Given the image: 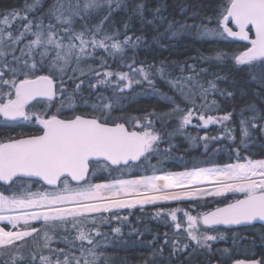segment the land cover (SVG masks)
I'll return each mask as SVG.
<instances>
[{
    "label": "snow or ice",
    "instance_id": "1",
    "mask_svg": "<svg viewBox=\"0 0 264 264\" xmlns=\"http://www.w3.org/2000/svg\"><path fill=\"white\" fill-rule=\"evenodd\" d=\"M40 2L41 0H34L32 5L25 6L24 11H32ZM114 2L119 8L120 0H56L46 14L49 22L45 24L43 17L38 18L35 30L33 21L27 20L26 16H19L22 21L27 20V23L15 35L11 30L6 32L5 27L0 26V115L8 120H30L35 117L43 126L42 135L0 142V255L5 251L11 255L10 262L0 261V264H36L38 252L39 264H97L102 255L97 249L105 244L107 236L101 232L100 227L109 224L111 219L121 223L127 221V216L119 215L121 209H132L137 205L143 207L146 204H156L157 201L221 197L227 193L243 194V199H235L224 207H216L215 210L196 216L178 208L166 212L158 210L155 213L157 217H170L174 224L176 232L171 244L173 253H183L194 242L193 253L206 250L211 254L210 242L224 239L221 226H254L259 223L264 227V160L247 159L241 163L237 157L236 163L223 167L195 168L192 171L144 175L132 179L111 178L105 183L93 182L97 171L107 172L109 177L113 173H119L122 177L136 162L143 163L161 151L159 142L162 138L158 131L153 130V122L147 117L143 124L139 119L133 118L130 130L126 127L127 120L121 123L118 118L111 116L114 105H119L121 97L118 93L132 88L133 84L141 85L142 82H146L149 88H155L149 78L153 65H147L146 71L143 66L133 68L132 64H127L132 72L131 78L126 72L114 74L110 71L104 72L103 78H100V72L94 71L97 84L113 88V103L103 102L107 98L98 95L99 102L91 105V115L76 114L73 93L65 95V77L75 81L80 76H85L80 64L86 59H97V50H102L109 57H119L120 60L131 59L135 64V55L128 57L126 49L131 48L134 52L143 38L136 37L133 41L126 34L128 25L125 24V38L121 41L118 39L119 30L110 33L105 26ZM105 3L108 4V14L98 24L89 27L88 21L92 14L99 13ZM143 9V3L135 6V12L141 18ZM159 13L160 9L157 8L154 15L163 20ZM18 15L17 11L8 13L3 19V25L10 26L9 18L15 19ZM207 19L209 23L213 22V18ZM77 20L80 21V31L73 26ZM214 20L215 27H208L206 24L199 26L200 37L247 41L250 47L246 45V50L233 54L231 59L237 66H247L251 81L264 87V0H224ZM229 23L234 24L238 30L234 31ZM249 25L255 30V38L249 34ZM172 27L173 24L169 23V28ZM189 27L191 26L181 25L182 29ZM172 34L176 35V32ZM21 43L23 47H18ZM17 50L20 56L15 55ZM8 56H11L10 60L7 59ZM226 56L227 53L218 51L215 59L222 62ZM99 62L101 66L106 63L103 57H99ZM72 65L75 66L70 67ZM44 70H47V75L39 74ZM69 71L71 75H68ZM154 71L163 77V67L155 68ZM201 71L207 72V69ZM6 73L8 78H5ZM114 75L115 81L111 79ZM20 76L23 79H19ZM189 81H192V77H178L168 83L182 99L196 107L194 97L197 93L187 87ZM84 82L81 79L76 83L73 92H79ZM195 84L198 86L199 96L205 100L212 92H219L221 96H233L232 92L218 89L214 80L208 81L207 88L199 81ZM95 86L91 83L88 85L93 89ZM57 96H65V99H58L53 104L52 100ZM80 98L86 103L82 96ZM164 98L174 105L173 112L165 116L172 118L175 115L179 120L176 133L191 125L194 117L202 121L204 127L228 121L231 117V113L222 117L208 115L205 118L202 114L197 116L192 109L181 108L171 97ZM33 101H36L33 108L42 105L45 111L39 114L33 112L31 115L26 112ZM65 104L73 112L71 116L62 119L59 113ZM215 104L216 101L213 100L212 105ZM208 107L203 104L199 106L202 110H207ZM51 108L56 111H48ZM251 110L256 113L254 105ZM241 116L244 137L249 135L248 128L244 127L246 123L256 128L255 121L258 118L264 121V117L258 113L247 121L242 113ZM137 126L139 131L135 130ZM259 128L264 132V122ZM201 139L205 141L204 148L207 152L209 139L216 140L218 137L205 136ZM241 142L244 143L243 140ZM164 151L167 154L170 149ZM205 183L214 185L213 189L208 191L206 188L195 187ZM176 189L184 190L175 191ZM178 212H182L186 224L178 220ZM37 223L40 227L36 226ZM89 224L92 225L91 228L86 227ZM58 229L61 232L57 239L55 233ZM73 229L76 235L70 240L67 233ZM181 229L188 241L183 244L177 239ZM210 230L216 234H209ZM113 232L120 234L121 227H115ZM29 237L32 238L33 250L24 255L20 250L28 246L26 238ZM97 237L101 239L97 240ZM39 239H42V244L38 243ZM54 239L57 244L64 243L66 248L53 247ZM77 240L80 241L79 256L73 251L77 247ZM20 241L24 243L18 244ZM85 242L91 247H85ZM167 243L168 240H165V244ZM40 249H47L48 255H44ZM227 251L224 249V252ZM236 264L244 262L237 261Z\"/></svg>",
    "mask_w": 264,
    "mask_h": 264
},
{
    "label": "trees",
    "instance_id": "2",
    "mask_svg": "<svg viewBox=\"0 0 264 264\" xmlns=\"http://www.w3.org/2000/svg\"><path fill=\"white\" fill-rule=\"evenodd\" d=\"M33 3L34 0H0V26L5 27L6 32L11 30L15 35L17 30H23V25L27 23V20L33 21V30H35V22L38 18L43 17L45 24H47L49 20L46 14L56 3V0H41L35 9L25 12V6H30ZM140 3L144 4L142 18L135 12V6ZM223 4L224 0H120V7L117 8L114 2L111 5L112 11L109 21H105V26L110 33L119 30L118 39L121 41L125 38V24L128 25L126 34L132 37L133 41L136 40V37L143 38L134 52L131 48L126 49L128 57L135 55V64L132 63L131 59L120 60L119 57H109L102 50H97L95 53L97 59H86L81 62L80 65L83 69L85 67L98 68L101 66L99 57H103L106 63L101 66L102 70L109 69L114 74L129 72L131 77L132 72L126 66L127 64H132L133 68L143 66L147 69V65H153L154 69L164 68L163 77L155 73L154 69L149 77L155 85L154 89L149 88L146 82H142L141 85L133 84L129 90L126 88L123 93H118L121 97L119 105H114L111 112V116L118 118L119 122L125 123L127 120L126 126L130 129H132L131 120L133 118L139 119L143 124L144 118L147 117L153 122V130L158 131L162 138L159 142L161 151L150 156L143 163L133 165L130 169L135 170L134 174L156 175L192 171L195 168L223 167L226 164L236 163L237 157L241 163L247 159L264 160V132H261L259 128V125L264 121L258 118L255 121L256 128H253L250 123H246L244 127L248 128V137L243 136L241 125V113L246 121L256 113L264 117V87L251 81L247 66L239 68L231 59L233 54L246 50L245 46L249 47V45L229 38H202L199 35L200 25L216 26L214 18ZM157 8L160 9L159 15L164 18L163 20L154 15ZM12 11H17L18 17L15 19L10 17V26H4L2 23L4 17ZM107 14L108 4L105 3L99 13L92 14L88 21L89 27L98 24L100 19ZM19 16H26L27 20L22 21ZM209 17L213 18L212 23H209L207 19ZM147 21H152V23H147ZM169 23L173 24L171 29ZM181 25L191 27L182 29ZM73 26L77 31L81 30L79 20ZM174 31L176 35L172 34ZM18 47H23V43ZM218 51L227 53L222 62L215 59ZM15 55L20 56L19 50L16 51ZM7 59L10 60L11 56H8ZM37 59H39L38 56ZM202 69H207V72L201 71ZM93 73L87 72L85 76H80L75 81L65 77L64 87L67 88L65 95L68 92L73 93L76 114L91 115L93 113L91 105L99 102L97 100L98 95L107 98L103 102L113 103V88L97 84V77ZM39 74L47 75L48 72L44 70ZM71 74L69 71L68 75ZM76 75L79 76V73ZM178 77H192L190 83L199 81L204 88L208 87V81L214 80L218 89L232 92V97L221 96L219 92H212L208 94L205 100L199 96V89L196 84H194L195 89L192 90L197 93L194 97L196 106L202 104L213 106L214 110L207 108L209 109L208 112L212 111L213 115L220 117L231 113L230 119L222 123L210 124L208 127L197 122L195 126L176 133L175 129L179 126V120L175 115L172 118L165 116V114L173 112L174 105L172 101L164 97H171L185 110L193 107L191 103L182 99L179 93L168 83L175 81ZM5 78H8L7 73ZM100 78H103V75ZM139 78L136 77V79ZM19 79H23V76H20ZM81 79L85 82L81 85L80 91L73 92L75 84L79 83ZM90 83L96 85L94 89L88 87ZM6 90L7 88H5ZM81 96L86 103L82 102ZM213 100L216 101L215 105H212ZM208 101L211 102L207 103ZM253 105L256 113L251 110ZM42 108H44L42 105L35 107L37 111ZM72 112L73 109L66 107L59 115L61 118H65L71 116ZM203 112L205 110H202ZM225 129L229 131H225ZM135 130L139 131L140 128L137 126ZM42 131L41 127L32 123L9 122L0 115V142L39 135ZM205 136L209 138L218 137L216 140L209 139L207 152L204 148L205 141L201 139ZM242 140L244 143L241 142ZM168 149L170 152L165 154L164 150ZM116 174L113 173L112 176L115 175L116 177ZM111 178L106 177V179ZM234 199L236 196L119 210V215L121 217L127 216L128 220L121 223L111 219L109 224L100 227L101 232L106 233L107 236L105 244L97 249L98 253H102L97 264H153L154 261L156 264H230V260L227 261V258H222L220 254L234 241V239L226 240L227 233L225 231L221 230L224 233V239L210 242L212 243L211 254L206 250L193 253L194 242H191L190 247L183 253H173L171 244L172 237L176 232L174 224L170 217H157L155 213L160 208H178L196 216L231 203ZM178 220L186 224V218L183 217L182 212H178ZM36 226L40 227L39 224ZM117 226L121 227L120 234L113 232ZM86 227L91 228L92 225L89 224ZM60 232L61 230L58 229L55 233L57 239ZM209 234L216 233L210 230ZM67 235L71 240L76 235L75 230H71ZM228 236L231 239L239 236V233L229 232ZM96 239L101 238L97 237ZM177 239L181 244L188 242L185 239L183 229L180 230ZM26 240L28 246L20 250L24 255L33 250L32 238L29 237ZM165 240H168L167 244H165ZM17 243L22 244L24 242ZM38 243L42 244V239H39ZM79 244L80 241H75L77 247L73 248L77 256L80 255ZM234 245L236 242H233L232 246ZM52 246L66 248L64 243L57 244L55 239ZM85 247L91 246L85 242ZM251 249L264 256V248L261 243L258 242L257 248L255 245ZM39 251L48 255L47 249H40ZM10 260L11 255L7 251L0 255V261L10 262ZM36 264H39V252L37 253Z\"/></svg>",
    "mask_w": 264,
    "mask_h": 264
},
{
    "label": "rangeland",
    "instance_id": "3",
    "mask_svg": "<svg viewBox=\"0 0 264 264\" xmlns=\"http://www.w3.org/2000/svg\"><path fill=\"white\" fill-rule=\"evenodd\" d=\"M80 67H81V65H80ZM238 67L241 68L242 66H238ZM82 69H83V68H82ZM90 69H91V72L99 71L101 75H103L104 72H108V71H110L109 69L102 70L101 66H99L98 68L85 67V68H84V71H85L86 73H87V72L91 73V72H90ZM145 70L147 71V69H145ZM126 73H128L129 76H130V78H131L130 73H129V72H126ZM111 79L116 80V76L114 75ZM122 83H123V82H122ZM194 84H195V83H193V82H191V83L188 82V83H187L188 87L191 88L192 90L195 89V88H194V86H195ZM65 90H67V88H65ZM127 90H129V88H127ZM58 99H65V98H64V96H57V97H54V99L52 100V103H53V104H56ZM210 102H211V101H208L207 103H210ZM33 104H36V102H35V103H31V104L26 108V112H28L30 115H31L33 112L39 114V113H42V112L45 111V108H42V109H40V110L37 111V109H35V108L32 107ZM57 106H58V105H57ZM199 106H200V105H197L196 107H191V108H190V109H192V110L196 113L197 116H198V115H201V114L204 115L205 118H207L208 115L215 116V115H213V114L211 113L212 111H211V112H208L209 109L205 110V112L202 113V110L199 108ZM66 107H67V104H65V107L62 108V109L60 110V112L63 111ZM208 108L213 109L214 107H213V106H209ZM213 110H214V109H213ZM48 111L55 112L56 109H55V108H51V109H48ZM210 113H211V114H210ZM59 114H60V113H59ZM1 116H2V115H1ZM59 116H60V115H59ZM2 117H3V116H2ZM216 117H220V116H216ZM44 118H47V116H45ZM3 119H4V117H3ZM5 120H6V119H5ZM23 122L32 123V124H34V125H36V126H39V127L43 128V126L40 125V124L35 120V117H33V119H30V120H24ZM197 122H199V123H201V124L203 125V122H202V121H200V120H198L197 118L194 117L193 120H192V124L189 125V126H187L186 128H184L183 130H186L188 127L195 126V125L197 124ZM221 123H222V122H221ZM209 125H210V124H209ZM209 125H208V126H209ZM208 126H207V127H208ZM138 127H139V126H138ZM134 171H135V170H133V169H129L128 171H126V172L123 174L122 177H121V175H120L119 173H117V174H116V177H115V175H113L112 178L132 179V178H137V177L141 176V175H138V174H134ZM108 176H109V175H108L107 172L97 171L95 177L93 178V180H95V178H106V177H108ZM147 176H149V175H147ZM97 183H105V182H97ZM228 196H236V198H237V197H241V196H243V194H242V193H227L225 196H221V197L204 196V197H197V198H188V199H184V200H180V201H157L156 204H146V205H144L143 207L137 205L135 208H132L131 210H133V209H137V208H146V207H149V206H160V205H164V204H165V205H166V204H167V205H168V204L170 205V204H173V203H175V202H181V201H194V200H203V199H208V198H225V197H228ZM121 210H122V209H121ZM158 210H163L164 212H166V211H168V210H170V209L160 208V209H157L156 212H157ZM177 218H178V213H177ZM37 224H38V223H37ZM6 230H7V229H6ZM238 253H239V252H238ZM230 258H231V257H230Z\"/></svg>",
    "mask_w": 264,
    "mask_h": 264
},
{
    "label": "flooded vegetation",
    "instance_id": "4",
    "mask_svg": "<svg viewBox=\"0 0 264 264\" xmlns=\"http://www.w3.org/2000/svg\"><path fill=\"white\" fill-rule=\"evenodd\" d=\"M136 174L140 175L139 173H136ZM141 176H144V175H141ZM109 180L110 179H106V178H95L93 182L94 183L108 182ZM241 198H243V196L237 197L236 199H241ZM221 230L227 233L226 240L234 239V241L231 242L232 244L233 242H236V245L232 246L231 244L227 248L228 250L227 252H224L223 250L220 253L222 258H227V261L230 260V264H234L237 261H241V260H248V261L255 260L259 262L260 264L264 263V256L258 253L257 251L254 252L251 249V247L255 245L257 248L258 242L261 243L262 247L264 248V227H262L261 225H254L248 228H235V229L221 228ZM229 232H238L239 236L230 239L228 238Z\"/></svg>",
    "mask_w": 264,
    "mask_h": 264
},
{
    "label": "water",
    "instance_id": "5",
    "mask_svg": "<svg viewBox=\"0 0 264 264\" xmlns=\"http://www.w3.org/2000/svg\"><path fill=\"white\" fill-rule=\"evenodd\" d=\"M229 26L232 27L234 31L238 30V29L235 27V25L232 24V23H229ZM249 29H250V33H249L250 36H251L252 38H255V30H254V28H252V26L249 25ZM230 39H232V40H234V41H238V42H247V41H240V40L233 39V38H230ZM53 99H54V98H53ZM34 102H36V101H33V102H31V103H34ZM31 103H30V104H31ZM4 119H6V118H4ZM6 120H8V119H6ZM22 120H25V119H24V118H18V119H16V120H8V121H11V122H19V121H22ZM126 127H127V126H126ZM26 138H29V137H24V138H20V139H26ZM138 164H140V162H136V164H134V165H138ZM242 199H243V198H242ZM225 206H226V205H225ZM222 207H224V206H222ZM214 210H215V209H214ZM255 225H260V224L257 223V224H255ZM248 227H251V226H233V227H227V228L221 226V228H225V229L248 228ZM241 261H243L244 264H253V262H257V261H255V260H253V261L241 260ZM234 264H236V263H234ZM258 264H260V263L258 262Z\"/></svg>",
    "mask_w": 264,
    "mask_h": 264
},
{
    "label": "bare ground",
    "instance_id": "6",
    "mask_svg": "<svg viewBox=\"0 0 264 264\" xmlns=\"http://www.w3.org/2000/svg\"><path fill=\"white\" fill-rule=\"evenodd\" d=\"M160 175H165V174H160ZM195 187L206 188L208 191H211L213 189L214 185H212L210 183H205L203 185H197ZM183 190L184 189H176L175 191H183ZM188 190H191V189H188Z\"/></svg>",
    "mask_w": 264,
    "mask_h": 264
}]
</instances>
